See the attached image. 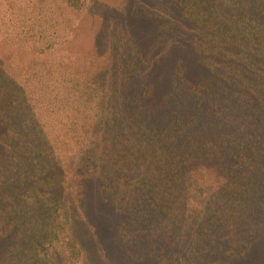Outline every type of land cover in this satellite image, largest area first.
Segmentation results:
<instances>
[{
    "label": "trees",
    "instance_id": "trees-1",
    "mask_svg": "<svg viewBox=\"0 0 264 264\" xmlns=\"http://www.w3.org/2000/svg\"><path fill=\"white\" fill-rule=\"evenodd\" d=\"M174 1L155 68L96 0H0V264H264V0Z\"/></svg>",
    "mask_w": 264,
    "mask_h": 264
},
{
    "label": "rangeland",
    "instance_id": "rangeland-1",
    "mask_svg": "<svg viewBox=\"0 0 264 264\" xmlns=\"http://www.w3.org/2000/svg\"><path fill=\"white\" fill-rule=\"evenodd\" d=\"M174 6V0H96V21L99 26L127 23L158 68L171 54L176 41L187 34L174 16ZM105 259L107 264H125L115 255Z\"/></svg>",
    "mask_w": 264,
    "mask_h": 264
}]
</instances>
